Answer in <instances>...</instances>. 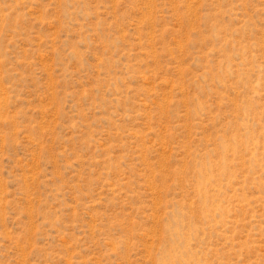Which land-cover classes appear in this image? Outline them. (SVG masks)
<instances>
[{
  "label": "rangeland",
  "instance_id": "374dc122",
  "mask_svg": "<svg viewBox=\"0 0 264 264\" xmlns=\"http://www.w3.org/2000/svg\"><path fill=\"white\" fill-rule=\"evenodd\" d=\"M0 264H264V0H0Z\"/></svg>",
  "mask_w": 264,
  "mask_h": 264
}]
</instances>
